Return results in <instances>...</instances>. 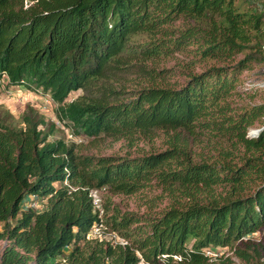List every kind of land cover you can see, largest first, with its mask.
Returning a JSON list of instances; mask_svg holds the SVG:
<instances>
[{
	"label": "trees",
	"instance_id": "1",
	"mask_svg": "<svg viewBox=\"0 0 264 264\" xmlns=\"http://www.w3.org/2000/svg\"><path fill=\"white\" fill-rule=\"evenodd\" d=\"M263 23L264 8L234 0H0V86L57 103L46 129L39 114L22 125L0 114V264H264V101L230 99L240 71L264 64ZM175 51L195 57L181 82L158 63ZM239 52L233 64L191 68ZM56 127L129 143L158 129L166 146L83 153L48 140ZM200 140L212 155L193 156ZM153 182L168 201L153 213L96 194ZM208 245L222 252L209 259Z\"/></svg>",
	"mask_w": 264,
	"mask_h": 264
},
{
	"label": "rangeland",
	"instance_id": "2",
	"mask_svg": "<svg viewBox=\"0 0 264 264\" xmlns=\"http://www.w3.org/2000/svg\"><path fill=\"white\" fill-rule=\"evenodd\" d=\"M235 5L241 9L246 10L250 8H256L262 10L264 8V0H234ZM262 39L264 40V23L262 26ZM242 56V53H236L233 57L224 61H215L208 59L205 61L193 62L191 67L193 71L202 69L207 64H233ZM195 59L192 53L175 51L167 57L161 58L158 62L159 66L166 68V77L169 81L177 80L179 82L183 79V74L180 72V68L183 64ZM130 74L129 77H131ZM130 81L127 80V83ZM235 93L230 96L231 103L234 106L247 105L251 103H257L264 101V64L256 61L251 62L247 67L243 68L239 75L238 81L234 88ZM81 93V90H75L70 92L67 98L70 100L73 97ZM57 103L50 100L47 93H42L39 90L33 91L26 88H22L18 85L0 86V114L5 115V120L12 125H22V115L30 114L33 117L41 115L44 119L42 127L46 129V126L50 122L49 117L56 112ZM263 126V125H262ZM40 127V126H39ZM257 125L249 126L246 133L253 135ZM64 138V131L60 127H56L53 132L47 136L48 140L53 138ZM65 139V138H64ZM165 135L160 130H155L151 136H140L137 139L132 140L129 143L124 138L113 139L108 135L100 134L96 138H88L80 136L77 141L78 150L83 153L93 154H114L121 155L126 154L129 156L138 155L143 152L151 150H161L166 146ZM69 142V140H66ZM208 143V144H206ZM209 141L200 140L193 143V156L195 158L199 155L208 156L212 153L208 148ZM212 155V154H211ZM101 203L106 202L109 198L110 201L117 203L118 207L122 209H132L138 212H156L157 209L165 206L168 201L167 198L160 193V187L154 182L147 185L133 193H111L107 189H101L96 191ZM99 202V201H98ZM36 204L38 207H42L45 204V199H37ZM92 234L99 235L101 232L91 230ZM106 236L107 233H105ZM255 232L253 236H257ZM225 251L231 254L229 248L225 247ZM236 264H248L234 257Z\"/></svg>",
	"mask_w": 264,
	"mask_h": 264
},
{
	"label": "built area",
	"instance_id": "3",
	"mask_svg": "<svg viewBox=\"0 0 264 264\" xmlns=\"http://www.w3.org/2000/svg\"><path fill=\"white\" fill-rule=\"evenodd\" d=\"M66 136L69 137V138L78 140V138L73 137L71 133H69V134L66 133ZM94 201L96 202L97 201V198H94ZM33 204H35L34 201H24L22 203L23 207L33 206ZM93 230L97 231V228H94ZM221 252L222 251L220 250V248H217V247H214V246H210V245H208V246H206V247L203 248V253L205 255H207L209 259H213V258L217 257L218 255H220ZM163 256H164V254H163ZM172 256L174 258L177 257L175 254H172ZM139 264H151V263H149V262L143 260L142 258H140Z\"/></svg>",
	"mask_w": 264,
	"mask_h": 264
},
{
	"label": "clouds",
	"instance_id": "4",
	"mask_svg": "<svg viewBox=\"0 0 264 264\" xmlns=\"http://www.w3.org/2000/svg\"><path fill=\"white\" fill-rule=\"evenodd\" d=\"M54 116H55L54 114L51 115V116L49 117V120H50V121H53V122H55V121L57 122V119H56ZM64 138H65V139H68V140H72V141H77L76 139H72V138L67 137L65 132H64Z\"/></svg>",
	"mask_w": 264,
	"mask_h": 264
},
{
	"label": "water",
	"instance_id": "5",
	"mask_svg": "<svg viewBox=\"0 0 264 264\" xmlns=\"http://www.w3.org/2000/svg\"><path fill=\"white\" fill-rule=\"evenodd\" d=\"M259 130V128H257L255 131Z\"/></svg>",
	"mask_w": 264,
	"mask_h": 264
}]
</instances>
